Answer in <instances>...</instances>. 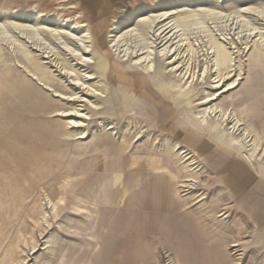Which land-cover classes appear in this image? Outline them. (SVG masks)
Instances as JSON below:
<instances>
[{
    "label": "rangeland",
    "instance_id": "1",
    "mask_svg": "<svg viewBox=\"0 0 264 264\" xmlns=\"http://www.w3.org/2000/svg\"><path fill=\"white\" fill-rule=\"evenodd\" d=\"M0 264H264V0H0Z\"/></svg>",
    "mask_w": 264,
    "mask_h": 264
},
{
    "label": "bare ground",
    "instance_id": "2",
    "mask_svg": "<svg viewBox=\"0 0 264 264\" xmlns=\"http://www.w3.org/2000/svg\"><path fill=\"white\" fill-rule=\"evenodd\" d=\"M198 23V22H197ZM198 24H200V23H198ZM122 39H121V36H119V37H117L116 39H113V43H119L120 41H121ZM111 42H112V40H111ZM123 43V40H122V42H121V44ZM126 45V44H125ZM118 47V46H117ZM122 47V46H121ZM123 48V47H122ZM127 48V47H126ZM125 51V50H124ZM127 51V50H126ZM115 177V176H114ZM115 181H116V179H114Z\"/></svg>",
    "mask_w": 264,
    "mask_h": 264
}]
</instances>
